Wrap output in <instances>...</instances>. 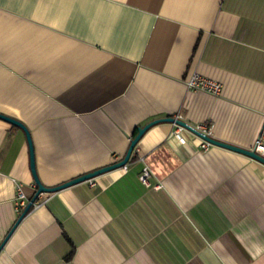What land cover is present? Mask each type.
Masks as SVG:
<instances>
[{"label":"crops","instance_id":"1","mask_svg":"<svg viewBox=\"0 0 264 264\" xmlns=\"http://www.w3.org/2000/svg\"><path fill=\"white\" fill-rule=\"evenodd\" d=\"M195 73L221 94L188 90ZM0 115L28 130L47 188L121 161L162 118L264 145V0H0ZM176 131L151 127L93 186L40 194L0 264H264V165ZM19 189L26 205L37 191L28 144L0 119V245Z\"/></svg>","mask_w":264,"mask_h":264},{"label":"water","instance_id":"2","mask_svg":"<svg viewBox=\"0 0 264 264\" xmlns=\"http://www.w3.org/2000/svg\"><path fill=\"white\" fill-rule=\"evenodd\" d=\"M0 119L3 121H6L7 123H10L11 125H13L15 127H18L19 129H21L24 132L25 137H26V141L28 144V150H29L30 172H31V175L33 177L35 186L37 188L35 195L32 197V199L25 206V208L23 209V211L19 215L17 221L15 222L14 226L12 227V229L9 231V233L7 234V236L5 237L3 242L1 243L0 251L3 248V246L5 245V243L7 242V240L9 239V237L11 236V234L14 232L16 227L20 224V222L29 213L30 209L34 206V203L40 194L56 193V192H59L65 188L74 186V185L82 183V182H87L89 180H92L93 178L100 176V175H103L105 173H108V172H111V171H114V170H117V169L124 167L129 162L131 155H132L133 151L135 150V147L137 146V144L139 143L141 138L145 135V133L151 127L158 125V124H161V123H169V124H173L175 126L181 127L184 130H186V131L190 132L191 134L195 135L196 137H198L200 140L210 144L211 146L219 147V148H222V149L243 155L247 158L253 159V160L261 163L262 165H264V157L261 154H257L254 149H251V150L242 149L239 147H235L233 145H229V144L217 141V140L211 138L210 136H207V135L200 133L199 131L194 129V127L188 125L186 122H184L182 120H179L176 118H162V119H157V120L151 121V122L147 123L146 125H144L143 127H140L137 129V133L133 137V139L130 141V145L128 147L127 153L121 161H119L113 165L101 168V169L93 171L91 173H87V174L82 175L80 177H77V178L70 180L66 183H63L59 186H56L53 188H47L44 185H42V183L39 181V179L37 177L36 168H35L34 153H33V146H32V141H31L28 130L22 124L14 121L10 118H7V117L0 115Z\"/></svg>","mask_w":264,"mask_h":264},{"label":"built area","instance_id":"3","mask_svg":"<svg viewBox=\"0 0 264 264\" xmlns=\"http://www.w3.org/2000/svg\"><path fill=\"white\" fill-rule=\"evenodd\" d=\"M186 87L188 90L193 91V92H202L211 96H219L221 94L222 91V85L216 81L210 80L208 78H205L199 74H192L189 79L186 82ZM176 119H180V117H176ZM175 126V125H174ZM177 128V131L175 132V137L179 140L182 141L181 138V132L186 131L181 127L175 126ZM194 129H196L197 131H199L200 133L210 136V131H209V127L206 126L205 124H198L194 127ZM202 141V140H201ZM211 145L202 141L201 142V149L203 151H207L208 148ZM254 150L257 154H261L264 151V145L260 142V140H257L255 143V147ZM121 170L125 171L127 169V165H125L124 167L120 168ZM150 176V170L147 166H144L141 174L139 176V180L141 181V183H143L144 185H148V178ZM91 180H89L90 182ZM90 186H93V183L90 182ZM158 187L154 188L157 189ZM17 205L21 208L24 209L26 206L25 203V196L24 194L21 192V190L19 189L18 191V195H17Z\"/></svg>","mask_w":264,"mask_h":264}]
</instances>
